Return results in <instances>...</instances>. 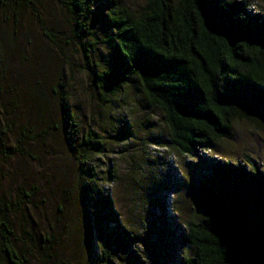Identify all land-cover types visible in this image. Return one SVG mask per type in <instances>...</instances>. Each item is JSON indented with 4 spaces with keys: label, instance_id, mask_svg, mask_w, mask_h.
Here are the masks:
<instances>
[{
    "label": "trees",
    "instance_id": "1",
    "mask_svg": "<svg viewBox=\"0 0 264 264\" xmlns=\"http://www.w3.org/2000/svg\"><path fill=\"white\" fill-rule=\"evenodd\" d=\"M59 1L72 14L79 40L85 41L81 45L89 82L99 99L116 109L115 100L125 102L135 83L138 103L159 113L161 122L154 126L165 132L150 136V141L191 158L188 162L195 172L190 169L189 176L198 175L197 191L193 196L187 179L176 184L167 180L172 171L182 170L183 163L159 174V160L145 155L143 160L152 162V168L137 173L146 178L142 189L150 205L144 208L151 218L142 222L144 234L128 230L111 196L94 190L93 162L98 164L97 156L106 155L107 140L77 119L66 96H61L63 77L46 88L38 80L30 81L37 70L29 66L31 59L23 48L15 51L26 14L58 44L59 31L42 17L45 0H0V264H36L34 257L37 264H65L58 255L60 239L38 233L28 220L26 210L34 204L35 186H20L16 198L1 189L5 164L16 155L31 156L28 143L43 138L49 128L63 133L79 167L77 201L83 207L87 264H113L115 258L146 264L137 261V241L158 264H170L175 255L177 264H264V166L250 151H244L241 160L227 157L239 125L264 129V4L260 3L264 0H143L137 10L121 0ZM101 33L103 38L98 39ZM99 41L111 48V57L93 67L90 58ZM20 56L21 67L15 66L14 57ZM18 79L29 87L21 94ZM25 95L34 112L46 119L52 100L58 98L57 124L33 136L34 128L14 121L19 96ZM136 105L132 101L129 106ZM118 124L115 138L137 137L127 119ZM113 171L109 169L106 176L111 183L117 177ZM172 191L180 192L175 208L167 201ZM150 206L160 213L151 214ZM22 210L23 224L17 231L13 215ZM172 210L183 216L180 227ZM161 247L166 248V258L159 256Z\"/></svg>",
    "mask_w": 264,
    "mask_h": 264
},
{
    "label": "rangeland",
    "instance_id": "2",
    "mask_svg": "<svg viewBox=\"0 0 264 264\" xmlns=\"http://www.w3.org/2000/svg\"><path fill=\"white\" fill-rule=\"evenodd\" d=\"M121 1L133 10L139 9L144 3L143 0ZM260 3L264 4L263 2ZM42 12L45 24L59 31V33L57 32L58 44H54L46 38L38 22L32 15L26 14L23 18L22 31L19 34V47H16L15 51L23 48L26 56L31 59V63H28L29 66L32 69L35 67L37 70L36 76L31 77L30 81L38 80L44 86L46 85V88L49 87L50 83H56L59 76L63 77L65 87L61 96H66L71 110L77 114V119L81 123L83 121V126L87 129L91 126L103 134L107 140L108 151L106 155L97 156L98 164L93 162V168L97 174V179L93 183L95 185L94 190H103L105 194H109L116 203V209L124 221L122 222L124 226L140 236L144 234L142 222H145V217H149L144 206L150 205V198L146 197V192L142 189V186H146V184H142V181L146 179L142 173L149 172L152 168L150 165L152 162L146 164L143 157L147 156L154 161L159 160V174L162 171H168L170 166L176 165V162L180 165L183 163L181 165L182 170L177 168V172L172 171L170 175H167V180L176 184V180L180 178L184 181L187 179L189 189L190 191L193 190L192 194L195 196L198 175L194 178L189 176L190 169L193 168L188 162L191 161V158H184L178 153L176 156L173 150L150 141V136L165 132L161 130V126L160 128L154 126V123L161 122L159 113L151 109L147 110L138 103L140 93L135 83L134 86L128 88L127 102H123L119 97L115 100L116 109L111 110L110 106L99 99L89 82L88 68L81 45L85 41H80L76 35L79 33L75 30L72 14L59 0H45ZM97 26L95 27L97 28ZM101 38H103V34L98 39ZM110 57L111 48L106 42L99 41L90 61L93 60L94 67L101 63L105 64ZM22 59L23 56L14 57L13 64L20 66ZM16 82L18 83V94L29 88L27 87L28 84L21 83L20 79ZM28 93L30 94V92ZM26 96L24 98L19 96L18 108L15 109L13 115L14 121H19L20 124L26 123L34 128L35 130L31 134L46 128L48 125L57 124V119L60 117L58 98L52 100L50 110L46 112L48 117L46 119L45 116L34 112L32 100L29 95ZM132 101H137V105L131 108L129 105ZM52 119L54 120L52 121ZM120 119H127L134 126L135 131L137 130V137L129 141H121L117 137L115 138ZM144 120H148L150 123L144 124ZM236 132L237 137L233 141L234 143L227 146L231 151V156H226L241 160L244 151H250L259 159L261 166H264V129L259 130L251 127L250 124L242 123L237 127ZM28 148H30L31 156L16 155L5 164L4 173L6 176L1 182V189L9 196L16 198L20 186L27 189L35 186L33 193L35 190L37 193H34L32 199L34 204L30 203L26 210L30 224L37 229L38 233L45 232L52 235L53 239H60L57 248L58 255L65 264H87L90 255L85 244V232L82 230L83 207L77 201L79 167L66 148L63 133L49 128L40 140H30ZM162 160L167 162L160 163ZM199 161L197 159V162ZM109 169L114 170L113 172L117 176L113 183L106 179ZM138 169L142 173H137ZM193 171L195 172L194 168ZM130 182L135 183L130 185ZM182 189L184 191L185 188ZM95 191L93 192L94 196H96ZM172 192L167 201L170 207L173 205L175 208V200L180 192ZM191 204H193L192 201ZM151 208V214L160 213L159 209ZM169 210L171 209L169 208ZM22 212L23 210L13 215V225L17 231L22 228ZM172 213L176 215L175 219L179 224L178 220L181 222L182 214L175 213L173 210ZM162 234V236L166 235ZM117 245L120 246V244ZM135 247L137 248L136 254L130 253L131 257L135 254L137 261H144L146 264H158L153 253L146 255L143 244L137 241ZM132 249L130 248V250ZM161 251L160 257L169 256H165V247H161ZM178 258L175 255L174 260H170V264L173 262L177 264ZM33 259L34 263L37 264L36 257ZM112 262L113 264H126V260L122 261L118 258L113 259Z\"/></svg>",
    "mask_w": 264,
    "mask_h": 264
}]
</instances>
